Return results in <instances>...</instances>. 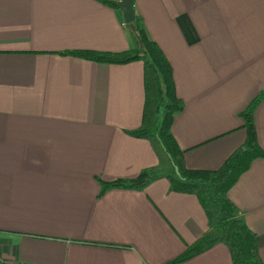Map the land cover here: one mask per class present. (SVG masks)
<instances>
[{"label":"crops","instance_id":"0c3cea01","mask_svg":"<svg viewBox=\"0 0 264 264\" xmlns=\"http://www.w3.org/2000/svg\"><path fill=\"white\" fill-rule=\"evenodd\" d=\"M169 61L182 108L171 133L190 169H216L254 111L264 149V0H132ZM124 23V24H123ZM140 49L112 0H0V257L9 264H172L206 234L194 194L172 191L155 138L135 137L143 63L60 52ZM172 169V170H171ZM156 177L141 188L103 181ZM264 262V158L228 191ZM174 264H232L215 242Z\"/></svg>","mask_w":264,"mask_h":264},{"label":"trees","instance_id":"16d2710c","mask_svg":"<svg viewBox=\"0 0 264 264\" xmlns=\"http://www.w3.org/2000/svg\"><path fill=\"white\" fill-rule=\"evenodd\" d=\"M138 36L140 49L132 48L120 52H98L94 50H71L60 52L84 60L126 64L139 60L143 63L145 100L139 128L130 131L135 137L155 138L162 146L173 168L166 175L170 189L179 193L194 194L208 219L209 227L218 235L209 233L188 246L172 264L188 260L209 248L215 242L224 244L232 264H264L255 234L238 215L239 209L231 202L228 191L256 159L264 158L254 123V111L262 96L254 97L239 112L242 127L246 131L244 141L236 147L216 169H190L184 164L183 151L178 147L172 133L174 113L182 108L172 81V68L160 48L146 35L139 18L131 22ZM161 120L158 122V116ZM156 174L142 171L132 180L103 181L104 187L141 188L154 179Z\"/></svg>","mask_w":264,"mask_h":264},{"label":"water","instance_id":"95a60500","mask_svg":"<svg viewBox=\"0 0 264 264\" xmlns=\"http://www.w3.org/2000/svg\"><path fill=\"white\" fill-rule=\"evenodd\" d=\"M112 4L122 11L123 18L126 23L134 21L135 16L131 7L132 0L112 1Z\"/></svg>","mask_w":264,"mask_h":264},{"label":"built area","instance_id":"2783aa9c","mask_svg":"<svg viewBox=\"0 0 264 264\" xmlns=\"http://www.w3.org/2000/svg\"><path fill=\"white\" fill-rule=\"evenodd\" d=\"M112 1H121V0H112ZM0 264H9V262L7 259L0 257ZM15 264H20V263H15Z\"/></svg>","mask_w":264,"mask_h":264},{"label":"rangeland","instance_id":"374dc122","mask_svg":"<svg viewBox=\"0 0 264 264\" xmlns=\"http://www.w3.org/2000/svg\"><path fill=\"white\" fill-rule=\"evenodd\" d=\"M161 120V114L158 116V122ZM160 147L162 148V146L160 145ZM172 170V169H171ZM173 172V170H172Z\"/></svg>","mask_w":264,"mask_h":264}]
</instances>
